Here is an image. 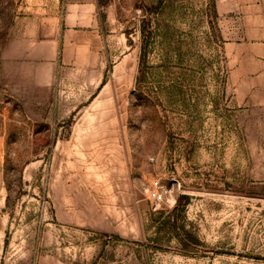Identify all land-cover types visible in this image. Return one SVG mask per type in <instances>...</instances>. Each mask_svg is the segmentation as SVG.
<instances>
[{
    "label": "rangeland",
    "instance_id": "374dc122",
    "mask_svg": "<svg viewBox=\"0 0 264 264\" xmlns=\"http://www.w3.org/2000/svg\"><path fill=\"white\" fill-rule=\"evenodd\" d=\"M64 2L105 37L44 81L0 0V264H264V0Z\"/></svg>",
    "mask_w": 264,
    "mask_h": 264
},
{
    "label": "crops",
    "instance_id": "0c3cea01",
    "mask_svg": "<svg viewBox=\"0 0 264 264\" xmlns=\"http://www.w3.org/2000/svg\"><path fill=\"white\" fill-rule=\"evenodd\" d=\"M32 15L19 38L2 51L4 69L10 78L52 81L59 64V49L81 37L85 49L100 48L102 34L95 6L64 0H30Z\"/></svg>",
    "mask_w": 264,
    "mask_h": 264
},
{
    "label": "built area",
    "instance_id": "2783aa9c",
    "mask_svg": "<svg viewBox=\"0 0 264 264\" xmlns=\"http://www.w3.org/2000/svg\"><path fill=\"white\" fill-rule=\"evenodd\" d=\"M150 199L155 203H163L166 199V193L163 186L158 181L154 183V186L150 192Z\"/></svg>",
    "mask_w": 264,
    "mask_h": 264
},
{
    "label": "trees",
    "instance_id": "16d2710c",
    "mask_svg": "<svg viewBox=\"0 0 264 264\" xmlns=\"http://www.w3.org/2000/svg\"><path fill=\"white\" fill-rule=\"evenodd\" d=\"M142 36H143L144 38H146L147 35H146L145 32H142ZM147 49H148L147 44H144V49H143V52L145 53L144 56L146 55ZM142 59H143V58H142Z\"/></svg>",
    "mask_w": 264,
    "mask_h": 264
}]
</instances>
